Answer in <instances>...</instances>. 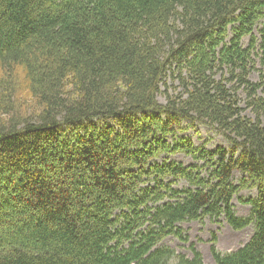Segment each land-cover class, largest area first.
Listing matches in <instances>:
<instances>
[{"label":"trees","instance_id":"16d2710c","mask_svg":"<svg viewBox=\"0 0 264 264\" xmlns=\"http://www.w3.org/2000/svg\"><path fill=\"white\" fill-rule=\"evenodd\" d=\"M223 212L264 264V0H0V264H205L160 244Z\"/></svg>","mask_w":264,"mask_h":264},{"label":"rangeland","instance_id":"374dc122","mask_svg":"<svg viewBox=\"0 0 264 264\" xmlns=\"http://www.w3.org/2000/svg\"><path fill=\"white\" fill-rule=\"evenodd\" d=\"M256 34L258 35V31ZM254 79H256V77ZM171 84L172 82H170L169 85ZM160 102L164 103L165 101L161 98ZM21 105L22 108L26 109V103H21ZM184 135L192 139L196 146H205L208 150H214L218 147H225L226 149L229 148L225 140L216 136L208 128L202 126H196ZM171 160L183 163L186 166L193 164V161L190 158L183 155L172 157ZM236 178L238 179L240 176L237 175ZM181 186H185V184H182ZM255 197H257V192L255 190H250L244 191L241 194L240 199L246 201ZM234 204L238 217L249 216V206L241 204V202L239 203L238 201L234 202ZM179 227L184 231V234L189 238V241L184 243L174 237H169L161 244V247H169L177 254L185 255L187 257H192L191 249L194 247L202 254L205 264H214L211 255V241L214 235H217L218 237L217 245L219 246V244L222 243L224 246L222 250L219 249V247L218 249L222 253H229L237 251L246 245L255 233L254 227H249L241 233L233 231L224 220H220V223L206 221L203 224L198 222H187L184 224H179Z\"/></svg>","mask_w":264,"mask_h":264},{"label":"bare ground","instance_id":"6f19581e","mask_svg":"<svg viewBox=\"0 0 264 264\" xmlns=\"http://www.w3.org/2000/svg\"><path fill=\"white\" fill-rule=\"evenodd\" d=\"M216 135V134H215ZM217 136V135H216ZM218 137H221V136H218ZM222 138V137H221ZM223 139V138H222ZM224 140V139H223ZM226 142V141H225ZM227 143V142H226ZM227 145L229 146V144L227 143ZM230 147V146H229ZM225 148V147H224ZM241 177V176H240ZM240 179V178H239ZM239 179H237V180H235V182H236V184L238 183V180ZM244 191H248V190H243L242 188H240L237 192H235L234 194H233V197H232V200H231V203L229 204V210H230V212H231V214L233 215L234 213H235V215L237 216V212H236V207H235V204H234V202H236V201H238L239 203H240V196H241V194L244 192ZM242 204H244V203H242ZM232 205H233V207H232ZM244 205H246V204H244ZM247 206H249V205H247ZM250 207V206H249ZM251 208V207H250ZM233 210H234V213H233ZM225 216H226V213L225 212H223V213H221L219 216H217L216 217V219H217V222H215V223H220V220H224L225 221ZM226 222V221H225ZM215 236V238H216V240H215V238H213V240H212V247H211V251L212 250H214V251H216V252H220L221 253V251L219 250V249H223V245H222V243H220L219 244V246L217 245V243H218V237H217V235H214ZM218 247H219V249H218Z\"/></svg>","mask_w":264,"mask_h":264}]
</instances>
